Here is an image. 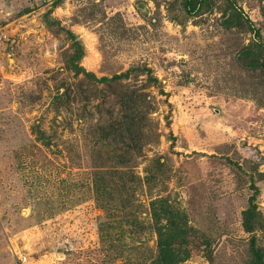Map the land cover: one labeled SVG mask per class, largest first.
Wrapping results in <instances>:
<instances>
[{"label": "rangeland", "instance_id": "obj_1", "mask_svg": "<svg viewBox=\"0 0 264 264\" xmlns=\"http://www.w3.org/2000/svg\"><path fill=\"white\" fill-rule=\"evenodd\" d=\"M187 1L0 0V264H253L264 58Z\"/></svg>", "mask_w": 264, "mask_h": 264}, {"label": "trees", "instance_id": "obj_2", "mask_svg": "<svg viewBox=\"0 0 264 264\" xmlns=\"http://www.w3.org/2000/svg\"><path fill=\"white\" fill-rule=\"evenodd\" d=\"M197 3L195 0H188L187 7L195 8ZM218 9L221 12V21L226 28L245 29L252 34L250 41L238 49L239 61L249 69H262L264 44L260 29L245 12L243 6L236 0H223ZM81 56L82 50L79 48L74 57L80 58ZM76 68L78 72L83 69L82 66H76ZM86 73L96 80H110L107 77L99 78L95 74ZM126 74L117 75L116 77L121 78ZM242 215L244 228L250 234L249 241L252 249L253 264H264V244L261 243L262 238H264V219L255 197L252 198L250 205L242 211Z\"/></svg>", "mask_w": 264, "mask_h": 264}, {"label": "built area", "instance_id": "obj_3", "mask_svg": "<svg viewBox=\"0 0 264 264\" xmlns=\"http://www.w3.org/2000/svg\"><path fill=\"white\" fill-rule=\"evenodd\" d=\"M24 259L26 260V257H24Z\"/></svg>", "mask_w": 264, "mask_h": 264}]
</instances>
